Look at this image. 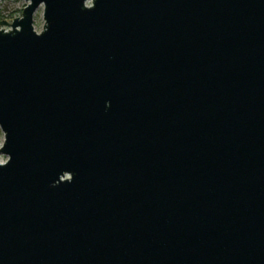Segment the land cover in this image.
<instances>
[{
  "label": "water",
  "instance_id": "1",
  "mask_svg": "<svg viewBox=\"0 0 264 264\" xmlns=\"http://www.w3.org/2000/svg\"><path fill=\"white\" fill-rule=\"evenodd\" d=\"M26 1L0 264H264V0Z\"/></svg>",
  "mask_w": 264,
  "mask_h": 264
},
{
  "label": "rangeland",
  "instance_id": "2",
  "mask_svg": "<svg viewBox=\"0 0 264 264\" xmlns=\"http://www.w3.org/2000/svg\"><path fill=\"white\" fill-rule=\"evenodd\" d=\"M26 4V0H0V12L2 15V18L0 20L5 19L8 22H11L13 18L21 15V12ZM43 24V6L41 5L34 13V29L39 32L42 29ZM0 28L8 29L9 25H0ZM3 140L4 134L0 129V146L3 143ZM6 159V155L0 154V161H5Z\"/></svg>",
  "mask_w": 264,
  "mask_h": 264
},
{
  "label": "trees",
  "instance_id": "3",
  "mask_svg": "<svg viewBox=\"0 0 264 264\" xmlns=\"http://www.w3.org/2000/svg\"><path fill=\"white\" fill-rule=\"evenodd\" d=\"M2 18L1 12H0V19Z\"/></svg>",
  "mask_w": 264,
  "mask_h": 264
}]
</instances>
